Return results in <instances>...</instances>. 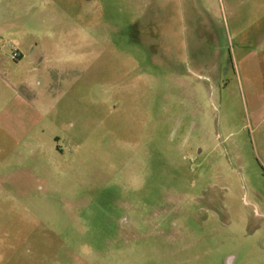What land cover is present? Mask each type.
<instances>
[{"label": "rangeland", "instance_id": "obj_1", "mask_svg": "<svg viewBox=\"0 0 264 264\" xmlns=\"http://www.w3.org/2000/svg\"><path fill=\"white\" fill-rule=\"evenodd\" d=\"M263 38L264 0H0V264H264Z\"/></svg>", "mask_w": 264, "mask_h": 264}, {"label": "crops", "instance_id": "obj_2", "mask_svg": "<svg viewBox=\"0 0 264 264\" xmlns=\"http://www.w3.org/2000/svg\"><path fill=\"white\" fill-rule=\"evenodd\" d=\"M256 46L260 47V51H256L251 58L254 59L256 79L259 81L260 89L248 90V101L245 103L248 106L250 123L258 131L257 140L264 152V38L260 39Z\"/></svg>", "mask_w": 264, "mask_h": 264}, {"label": "built area", "instance_id": "obj_3", "mask_svg": "<svg viewBox=\"0 0 264 264\" xmlns=\"http://www.w3.org/2000/svg\"><path fill=\"white\" fill-rule=\"evenodd\" d=\"M19 57H20V54H19V52H17V51H14V53L12 54V59L13 60H18L19 59Z\"/></svg>", "mask_w": 264, "mask_h": 264}]
</instances>
